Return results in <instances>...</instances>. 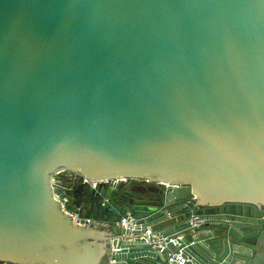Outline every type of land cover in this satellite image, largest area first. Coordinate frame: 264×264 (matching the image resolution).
<instances>
[{"label":"water","instance_id":"95a60500","mask_svg":"<svg viewBox=\"0 0 264 264\" xmlns=\"http://www.w3.org/2000/svg\"><path fill=\"white\" fill-rule=\"evenodd\" d=\"M60 169L160 189L116 192L111 233L61 211ZM225 203L264 210V0H0V260L264 264V215Z\"/></svg>","mask_w":264,"mask_h":264},{"label":"built area","instance_id":"2783aa9c","mask_svg":"<svg viewBox=\"0 0 264 264\" xmlns=\"http://www.w3.org/2000/svg\"><path fill=\"white\" fill-rule=\"evenodd\" d=\"M68 171L64 169H60L55 171L52 174V178H54L51 182L52 190L54 192L53 198L60 203V209L64 213L70 215L72 222L80 223V224H89L91 223V220L89 218H81V211H82V206L81 205H74L70 206V199L69 196H67V187L64 186V184L60 181V176L63 174H67ZM72 176L79 177V182L81 185L87 186L89 190H91L94 194L95 197H98L100 199V205L102 207H109V199L103 195L105 186L106 189L111 193L116 190L118 186L121 184H124L125 182L129 181L130 179L128 178H120V179H110V180H100V181H90L85 177L75 175L73 174ZM72 179V178H70ZM74 182H77L76 180L72 179ZM136 181L137 179H132ZM71 190V188H70ZM112 194V193H111ZM62 195H64L62 197ZM195 195H191L190 199L194 200ZM137 221V215L132 211V210H127L126 212L121 215L118 224L124 228L128 227H134L135 222ZM203 219L197 215H191L190 219L188 220L189 222V227L191 229L198 228L200 225L203 223ZM166 238H162L161 241H165ZM182 240V236H177V238L169 239L168 242L172 243L174 246L179 245ZM168 242H164L163 244H159L158 246L161 248V250L165 249L167 247ZM111 252H115L118 250L116 246L111 247ZM188 261V259L185 257L183 251L180 249L176 253H171L168 256L167 259V264H185ZM114 263V260H109L107 264H112ZM0 264H19L16 262L12 261H5V260H0Z\"/></svg>","mask_w":264,"mask_h":264},{"label":"flooded vegetation","instance_id":"af4514ba","mask_svg":"<svg viewBox=\"0 0 264 264\" xmlns=\"http://www.w3.org/2000/svg\"><path fill=\"white\" fill-rule=\"evenodd\" d=\"M52 174L53 172L50 173V175ZM158 189H160V186H158V184H156L155 181L137 179L136 181L129 180L125 182L124 184H121L120 186L116 188L114 193L120 192L121 194H129V195L134 196L136 199L156 200L157 197L155 194L158 191ZM112 197H113V200L119 201L118 199L114 198V195ZM180 204H183L181 211H185V219H187V221L190 219L191 215H194V214L199 215L198 212L200 211V209H196L194 206H192L191 209L188 208L187 210H184V207L187 206L186 201H183ZM103 208L106 209V207H103ZM207 209L208 211L209 210H212V211L222 210L223 212L228 213L226 215L242 214V215H248L249 217H256L259 215H262V216L264 215L263 209H260L254 205H246V204L225 203V204H222L221 206H210ZM227 218H231V217H227Z\"/></svg>","mask_w":264,"mask_h":264},{"label":"crops","instance_id":"0c3cea01","mask_svg":"<svg viewBox=\"0 0 264 264\" xmlns=\"http://www.w3.org/2000/svg\"><path fill=\"white\" fill-rule=\"evenodd\" d=\"M72 186H74V185L72 184ZM72 186L67 188V196H69V197H72V195L69 193L70 192V188L72 189ZM84 187H87V186H83V188ZM87 189L89 190L88 187H87ZM83 191L85 192L84 193L85 196L82 197L81 201H83V199H84V201H89L91 199L90 200L91 203H94L95 202V201H93V200H95L94 197L93 196L89 197L88 194H87L88 192H86L85 190H83ZM89 191H91V190H89ZM111 193L106 188L104 189L103 195L109 199V203H110L109 207H106V209L100 208V207H102L100 205L101 201L98 200L99 202L97 204V207L96 208H92V209L89 207V209L87 211H85L84 213H81V218H83V219L84 218H89L91 220V222H94L95 225H97V224L107 225L108 227H101V228H103V229H105V230H107V231L112 233V231H111L112 229L111 228H113L115 226V224H118V221H119L121 215H123L124 212H126L127 210H130V209L127 206H125V207H123V211L119 210V212H117L116 207L118 208L120 206H118V204H116L115 200H113V198H112V196L115 193H113V192H111ZM72 198H74V197H72ZM75 199L76 198H74V203H75ZM112 201H114V202H112ZM79 205H81V204H79ZM116 212L119 214V218L118 219H115L114 215H113V213H115V215H116ZM170 221H172V220H169L168 222H170ZM172 222H173V226H171L169 228H171L172 231H175V230H177V227L180 226V225L177 224V221H175V222L172 221ZM72 223H74V224H76L78 226H85V227L88 225V224H80V223L78 224L76 222H72ZM105 253L106 252H104V254L99 258L98 263L100 262L101 258H104Z\"/></svg>","mask_w":264,"mask_h":264},{"label":"rangeland","instance_id":"374dc122","mask_svg":"<svg viewBox=\"0 0 264 264\" xmlns=\"http://www.w3.org/2000/svg\"><path fill=\"white\" fill-rule=\"evenodd\" d=\"M64 170H66V171H68V169H64ZM81 174L82 173H78V175L79 176H81ZM73 174L70 172V171H68V173L65 175V174H63V175H61L59 178H60V181L64 184V186L65 187H67V188H69L72 184L74 185V187H78V189H80L81 188V190H85L86 192H88L87 194H88V196L90 197V196H93L94 197V199L95 200H93V201H95L94 203H91V199L89 200V201H84V199H83V201H81V202H79V203H74V198H72V197H69V199H70V206H74V205H79V204H81L82 205V211H81V213H84L85 211H87L88 209H89V207L92 209V208H96L97 207V204H98V200H100L98 197H95V194L92 192V191H89L88 189H87V187H84L83 188V186L84 185H81L80 184V182H79V177H76V176H72ZM76 175V174H75ZM50 179H49V183H50V190H51V193H52V196L54 195V192H53V190H52V186H51V182H52V180L54 179V178H52L53 176L52 175H50ZM70 178H72V179H74V180H76L77 182H74L72 179H70ZM51 181V182H50ZM105 188H106V186H105ZM195 197H196V193H195ZM112 202H114V201H112ZM116 202V204H118V206H120V207H116V209H117V212H119V210H122L123 211V207H125L124 206V204L123 203H121V202H119V201H115ZM203 205H206V204H203ZM100 208H103V207H100ZM116 212V215H115V213H113V215H114V218L115 219H118L119 218V214ZM109 250V247L107 248V249H105V251L104 252H106L107 253V251ZM106 253H105V255H106Z\"/></svg>","mask_w":264,"mask_h":264},{"label":"trees","instance_id":"16d2710c","mask_svg":"<svg viewBox=\"0 0 264 264\" xmlns=\"http://www.w3.org/2000/svg\"><path fill=\"white\" fill-rule=\"evenodd\" d=\"M69 193L72 195V197L76 198L75 199L76 203L81 202L82 197L85 196V194H84L85 192L83 190H81V188L78 189V187H74V186H72V189L70 190Z\"/></svg>","mask_w":264,"mask_h":264}]
</instances>
